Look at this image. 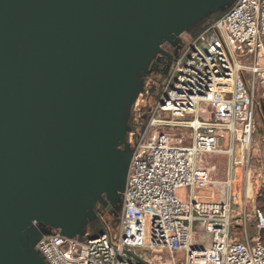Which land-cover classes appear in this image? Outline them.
Returning <instances> with one entry per match:
<instances>
[{
    "label": "water",
    "instance_id": "water-1",
    "mask_svg": "<svg viewBox=\"0 0 264 264\" xmlns=\"http://www.w3.org/2000/svg\"><path fill=\"white\" fill-rule=\"evenodd\" d=\"M234 1L0 0V264H46L42 235L120 206L152 62Z\"/></svg>",
    "mask_w": 264,
    "mask_h": 264
},
{
    "label": "built area",
    "instance_id": "built-area-1",
    "mask_svg": "<svg viewBox=\"0 0 264 264\" xmlns=\"http://www.w3.org/2000/svg\"><path fill=\"white\" fill-rule=\"evenodd\" d=\"M182 42L185 50L131 148L128 133L131 159L116 231L105 224L102 235L86 241L59 231L42 235L35 249L46 264H264L260 210L253 212L257 236H231L234 223L245 231L249 219L236 201V167L245 166V198L248 184H264L262 170L252 180L249 167L264 95V0H235ZM220 154L229 159L223 180L207 166Z\"/></svg>",
    "mask_w": 264,
    "mask_h": 264
},
{
    "label": "rangeland",
    "instance_id": "rangeland-1",
    "mask_svg": "<svg viewBox=\"0 0 264 264\" xmlns=\"http://www.w3.org/2000/svg\"><path fill=\"white\" fill-rule=\"evenodd\" d=\"M195 37V36H194ZM191 39L188 34L182 36V40L184 39ZM185 43L181 42L180 47L177 49L178 56L185 50ZM166 78H157L152 76L147 79L146 81V88L145 91L142 92L139 96L135 104L132 106L131 115H132V126L133 132L130 134V148L134 144V141L137 140L138 135L141 133L143 128L145 127L148 117L149 111L152 107L155 106L157 100L160 97L162 91V83ZM263 94L260 92L257 101L259 102V98ZM263 112L259 109L255 110V117H254V133L252 136V144L250 149V158H249V167L252 169V180H254V171L262 170L264 174V116ZM133 143V144H132ZM207 166L212 167L214 166V171L212 173L213 177L217 180H223L226 171L229 166V159L226 155H214L207 160ZM244 169L245 166L241 165L236 167V173L238 175V183H236L235 196L238 205L246 208V211L254 206L255 209L262 208L264 209V198L262 196V191L264 188L259 185L249 186L248 184V196L245 198V181H244ZM251 180V181H252ZM253 183V182H252ZM247 186V185H246ZM258 191V193H256ZM261 191V192H260ZM242 201V203H240ZM259 201V202H258ZM238 205H233L234 211L238 209ZM120 206L113 209V212H110L109 209H102L98 213V217L100 220V225L95 227H88L85 230V235L81 238V241H86L93 237V234L96 232L97 229L106 231L105 224L111 229L112 232H115L117 229V222L120 214ZM264 215V213H263ZM104 220V221H103ZM249 233H251L250 227L248 229ZM243 235V230L236 229L232 227L231 229V236L236 237ZM197 239V235H195ZM262 241L264 243V236H262Z\"/></svg>",
    "mask_w": 264,
    "mask_h": 264
},
{
    "label": "trees",
    "instance_id": "trees-1",
    "mask_svg": "<svg viewBox=\"0 0 264 264\" xmlns=\"http://www.w3.org/2000/svg\"><path fill=\"white\" fill-rule=\"evenodd\" d=\"M229 8H226L223 12H219V13H215V14H209L207 17H205L201 22H199L198 24H196L195 26L191 27L186 34H188L190 37H194L196 35H198L199 33H201L206 27H208L210 24H212L215 20L219 19ZM182 40L181 38L178 39V44L176 46L173 45H169V44H164L162 46V53L157 55L156 58L154 59V61L152 62L151 66H150V74L147 75L144 78V89L143 92L145 91L146 88V81L148 78L155 76L157 78H166V76L169 73V70L174 62V60L176 59V57L178 56V51L177 49L180 47ZM132 115L130 113V117L128 120V125L130 127V130H133V126H132ZM128 141V134L126 136V142ZM264 188V185L262 186ZM262 191V196L264 198V189L261 190ZM260 191V192H261ZM259 202V201H258ZM263 207L258 208V210H260L262 213H264V209L262 210ZM103 208L101 206H98L96 209V218L88 223V225L86 226V228L88 227H95L100 225V220L98 217V213L102 210ZM110 212H113L112 210H110ZM85 228V230H86ZM104 232L101 229H97L96 232L93 234L92 238H96L100 235H102ZM262 236H264V232L261 233V238ZM81 238V237H79ZM78 239V238H77ZM91 239V238H90ZM81 241V239H78Z\"/></svg>",
    "mask_w": 264,
    "mask_h": 264
},
{
    "label": "crops",
    "instance_id": "crops-1",
    "mask_svg": "<svg viewBox=\"0 0 264 264\" xmlns=\"http://www.w3.org/2000/svg\"><path fill=\"white\" fill-rule=\"evenodd\" d=\"M254 209L255 207L254 206H251V208H249L247 212L248 214V222H247V225L245 227V231L239 227L237 224L234 223V225L232 227L236 228V229H242L243 230V235H240V236H236V238L243 242V241H251L255 236H257V230H256V221H255V218L253 216V212H254ZM236 212V210H235ZM236 216V215H235ZM250 227V230H251V233H249L248 229Z\"/></svg>",
    "mask_w": 264,
    "mask_h": 264
},
{
    "label": "flooded vegetation",
    "instance_id": "flooded-vegetation-1",
    "mask_svg": "<svg viewBox=\"0 0 264 264\" xmlns=\"http://www.w3.org/2000/svg\"><path fill=\"white\" fill-rule=\"evenodd\" d=\"M257 106H258L257 109L261 110V109H260V104H259V102H258V105H257ZM34 226H35V228H37V229H41L40 224H36V225H34ZM46 229L50 230L48 227H46ZM50 231L53 232V230H50Z\"/></svg>",
    "mask_w": 264,
    "mask_h": 264
},
{
    "label": "bare ground",
    "instance_id": "bare-ground-1",
    "mask_svg": "<svg viewBox=\"0 0 264 264\" xmlns=\"http://www.w3.org/2000/svg\"><path fill=\"white\" fill-rule=\"evenodd\" d=\"M250 186V185H249Z\"/></svg>",
    "mask_w": 264,
    "mask_h": 264
}]
</instances>
